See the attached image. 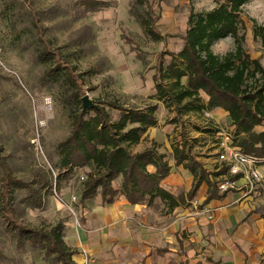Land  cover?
I'll list each match as a JSON object with an SVG mask.
<instances>
[{"label": "rangeland", "instance_id": "374dc122", "mask_svg": "<svg viewBox=\"0 0 264 264\" xmlns=\"http://www.w3.org/2000/svg\"><path fill=\"white\" fill-rule=\"evenodd\" d=\"M108 3L97 10H86L80 0H0V144L15 174L37 182L36 188L43 181L40 174L52 178L54 184L56 177L58 180L57 194L55 185L52 194L50 188H42L44 204L40 208L28 205L22 201L24 194H18V214L34 226L63 222L65 240L83 255V264H264V230L257 226V220L264 222V186H242L240 191L244 189L247 194L229 199L219 219L203 211L207 220L203 224L196 201L186 200L178 209H170L167 202L157 198L153 205L144 203L146 211L141 212L145 221L134 225L129 220L130 227L146 234L142 236L146 244L140 250H120L119 244L106 245L104 240L98 251L88 249L86 216L88 209L99 204L97 197L90 206L80 202L82 182L89 167L76 168L65 176L56 167L57 144L69 134L78 103L64 77L50 79L45 75L49 64L39 58L41 45L33 25L32 7L37 10L39 22L46 28L45 35L53 46L79 72H84L86 90L81 95L88 93L105 107L112 120L119 119L121 111L110 106V101L128 108L158 103L155 114L162 118L163 130L153 138L144 133L139 143L131 146L134 152L153 144L159 151L165 148L168 151L167 141L171 146L180 143L184 127L189 142L193 143L192 153L214 156L212 169H215L219 167L216 145L213 155L208 152L214 149L213 144H218L220 133H230L232 138L235 135L230 119L224 115L213 118V109L196 107L208 101L202 92L187 101L190 109H183L178 115L174 106L156 98L153 80L156 53L169 50L178 54L184 47L179 35L187 31L191 11L209 10L215 2L160 0L155 10L159 15L158 27L165 35L162 41L147 36L140 23L138 16L147 9L148 0ZM243 17L247 25L245 47L264 64V0L247 2ZM256 24L263 27L259 35L255 34ZM233 47L234 39L230 36L212 45L213 51L220 55ZM165 58L166 64L181 61L169 54ZM165 82L170 84L172 80ZM182 82H186L185 77ZM172 118L177 121L171 122ZM172 152H167L169 161L173 159ZM247 195L251 198L245 200ZM242 202L244 206H240ZM228 213L235 215L229 222ZM119 238L113 235L114 240ZM0 264L55 263L39 247L29 244L18 247L0 218Z\"/></svg>", "mask_w": 264, "mask_h": 264}, {"label": "trees", "instance_id": "16d2710c", "mask_svg": "<svg viewBox=\"0 0 264 264\" xmlns=\"http://www.w3.org/2000/svg\"><path fill=\"white\" fill-rule=\"evenodd\" d=\"M159 1L148 0L147 9L138 16L145 34L154 41L165 39L158 27L159 15L155 10ZM213 1L215 6L209 10L191 11L187 31L179 35L184 40V47L178 54L169 50L156 53L153 74L156 98L174 106L180 115L183 109L191 108L187 101L196 99L202 92L208 101L196 107L199 110L222 108L227 111L235 126L234 143L263 163L264 130L258 131L256 127L264 126V64L245 47L247 25L243 12L250 0ZM80 2L86 10H97L109 4V0ZM32 9L33 25L41 45L39 58L49 64L45 75L50 79L64 77L78 103L72 114L69 134L57 144L59 160L56 167L63 176L76 168L89 167L80 190L81 204L90 206L100 195L102 204L107 205L123 196L133 205H153L160 198L174 209L186 198L193 199L204 182L209 186L204 203L226 195L227 192L219 191L216 181L226 169L210 171L197 160L184 127L182 142L173 145L172 155L175 165H183L192 173L193 185L187 195L175 196L167 190L162 184L172 170L167 153L160 152L155 144L138 152L131 149L149 127L157 124L155 111L158 103L145 108H128L117 101H110V106L121 111L117 120H112L105 107L97 102L98 107L84 109L81 95L86 90L84 72H79L76 65L53 46L45 35L46 28L39 22L37 10ZM254 29L256 35L263 31V27L257 24ZM228 36L234 39V47L224 55L214 52L212 45ZM167 54L177 56L181 61L171 60L166 64ZM184 77L185 83L182 82ZM166 80L172 82L168 84ZM176 121L177 118L171 119V122ZM0 169V218L17 246L29 244L39 247L55 264H83L75 259L80 254L79 250L65 240L63 222L34 226L26 223L17 212L18 194H24L22 201L28 205L40 208L44 204L42 188H50L52 194L57 177L54 184L52 178L40 174L43 181L41 187L36 188L34 183L37 182L15 174L1 144ZM240 177L241 174L235 178Z\"/></svg>", "mask_w": 264, "mask_h": 264}, {"label": "crops", "instance_id": "0c3cea01", "mask_svg": "<svg viewBox=\"0 0 264 264\" xmlns=\"http://www.w3.org/2000/svg\"><path fill=\"white\" fill-rule=\"evenodd\" d=\"M221 115H224L225 118L229 119L228 112L225 111L224 109L214 108L212 110V116L211 117L217 118V117H220ZM161 126H162V118H158L157 124L149 127L148 130L145 132L146 135L150 134L151 138L157 137V135L159 134L158 131H160ZM259 126H260V128L257 129V127H256V130H258V131L264 130L263 125H259ZM168 129L169 128H167V130H165V133L168 131ZM161 130H163V129H161ZM181 142H182V140L180 141V143ZM190 144L193 145L192 142ZM215 145L217 148V144H213L214 149L212 151L208 152V154L213 155L215 153ZM167 146H169L168 151L165 148L164 150H160V152L167 153V152L173 151V148H172L173 146H171L169 144V141H167ZM140 150H142V149H138L135 152L140 151ZM202 153H204V152H202ZM195 157L197 160L202 162L208 170H210V171L219 170V167L212 169V166L215 163L214 156H210V157L208 156L207 157V156H202V155H200V156L196 155ZM169 162L172 166V170H171L170 174L164 179V181L162 183L163 186L167 190H169L171 193H173L175 196L187 195L189 190L192 188L193 181H194V177H193L192 173L188 169L184 168L183 165H179V166L175 165L174 157ZM150 169L154 170L153 167H150ZM260 170L264 173V162L261 163ZM218 178H219V176L217 177L216 181H218ZM246 181H247L246 177H244V176L241 177L240 178V184H241L240 188H237V190L229 191L226 193V195L223 198L212 199L208 203H204V201H205L206 197L208 196L209 186L205 182L202 183V185L197 190L193 199L190 200V199L186 198V200H189L192 202L196 201L199 204V206H200V224L207 223L206 217L203 216L204 215L203 211L207 212L210 216L212 214V217H214L213 219H219L218 218L219 215L221 216L222 214L225 213L226 210H224L223 208H224V205H226L228 203L229 199L239 198L241 196V193H243V195H246L247 192H245L244 189L242 191H240L242 189V186H244V187L248 186L245 184ZM250 198L251 197H249L247 195L245 200H248ZM97 201H99V204L94 205V207H92L91 210L88 209L87 216H86L87 227L85 229V232H86L85 239L86 240L88 239V242H87L88 249L98 251L101 248L100 242H102L104 240L103 243L106 245L119 244L120 250L129 249V248H132L133 251L140 250L141 245L146 244L144 242L145 240L142 239V236L144 237V236H146V234H140L137 229L130 227L129 220L131 219V221L134 225H136L138 223H142L143 221H145V218L142 217V215H143L142 212L146 211L145 208L143 209L144 204L133 205L127 199H125L123 196L119 197L114 203L107 204V205L102 204V199H101L100 195L97 197ZM184 203H182V204H184ZM179 206H177L175 208L178 209ZM240 206H244V202H242ZM236 209L239 210L241 208L236 207ZM220 213H222V214H220ZM232 216H235V215H233V214L229 215V213H228V215L226 216L228 219V222L231 221ZM238 219H240V218H238ZM263 225H264L263 219L257 220V226L259 228H261L262 231L264 230ZM235 226H236V224H235ZM142 233H147V232H142ZM115 234L117 236H121V238L114 240L113 235H115ZM109 236H110V239H108ZM94 242H98V243L95 245ZM263 249H264V247H263ZM76 257L77 258H75V259L78 262H80V263L83 262V255L82 254L76 255ZM201 263L202 262H196L195 264H201ZM182 264H185V263H182ZM186 264H187V262H186Z\"/></svg>", "mask_w": 264, "mask_h": 264}, {"label": "built area", "instance_id": "2783aa9c", "mask_svg": "<svg viewBox=\"0 0 264 264\" xmlns=\"http://www.w3.org/2000/svg\"><path fill=\"white\" fill-rule=\"evenodd\" d=\"M217 148L219 169L225 168L217 182L219 191L228 192L241 187L240 178L246 177L245 182L250 188L264 186V173L260 170L262 160L256 156L246 154L236 145L230 133H220ZM241 174L240 178H235ZM56 192V184L54 187ZM76 199V196L73 197Z\"/></svg>", "mask_w": 264, "mask_h": 264}, {"label": "water", "instance_id": "95a60500", "mask_svg": "<svg viewBox=\"0 0 264 264\" xmlns=\"http://www.w3.org/2000/svg\"><path fill=\"white\" fill-rule=\"evenodd\" d=\"M83 108L86 109L88 107L95 108L98 107V104L89 96L88 93L82 96Z\"/></svg>", "mask_w": 264, "mask_h": 264}]
</instances>
